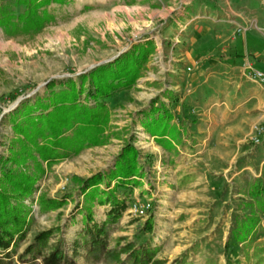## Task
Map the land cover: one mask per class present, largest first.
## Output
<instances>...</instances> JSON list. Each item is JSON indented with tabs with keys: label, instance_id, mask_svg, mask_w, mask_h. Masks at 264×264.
Segmentation results:
<instances>
[{
	"label": "rangeland",
	"instance_id": "obj_1",
	"mask_svg": "<svg viewBox=\"0 0 264 264\" xmlns=\"http://www.w3.org/2000/svg\"><path fill=\"white\" fill-rule=\"evenodd\" d=\"M92 1L93 4L79 10L75 9L74 1L63 5L52 3L47 8L56 15V21L33 35L7 36L0 30V156L9 155L8 149L15 137L7 116L11 111H5L19 98H45L50 92L46 85L52 79L85 73L87 69L113 61L134 44L154 42L142 76L131 88L125 89L128 91L124 96L108 103L111 121L105 132L106 142L85 148L53 165L37 183L32 199L27 201L33 200L34 209L29 234L35 238L41 231L56 228L50 243L64 239L66 250L72 254L73 242L81 231L77 206L84 201L74 177L109 171L122 148L133 143L140 153L143 172L142 177H137L140 184L118 190L129 202L123 216L132 223V228L124 229V234L113 235L115 228L110 227L111 247L120 237L125 238L121 245L129 241L141 244L151 238L152 245L160 246L156 258L163 264H264L259 262L264 258V211L258 202L261 197L252 195L256 185L264 186V142L254 145L251 140L254 125L259 122L251 128L241 125L234 135L228 133L226 145L214 148L212 161L200 164V152L193 147L195 134L191 132V125L199 117L198 110L186 106L182 95L177 94L172 103L161 99L167 97L165 93L171 91L173 83L169 79L173 68L166 65V56L171 50H177L179 44L186 43L183 34L192 23L189 20L193 15L200 14V0ZM201 1L218 20L216 30L206 43L213 53L228 54V49L245 39L246 48L253 51V56L264 57V0ZM7 3L19 13L21 5H16L15 0ZM186 11L191 14L185 18ZM239 27L246 28L249 34L239 32ZM188 50L200 52V47L191 43ZM187 72H191L190 68ZM166 84L168 89L163 88ZM179 90L186 92L188 88L182 85ZM151 97L150 109L162 100L163 107L173 115L170 121L175 131L173 147L154 140L145 128L144 122L150 117L139 114L148 113V109L136 111ZM176 156H190V160L184 159L181 165H175L172 161ZM173 168L197 175L200 170L207 171L205 184H209L210 190L201 196L204 205L200 206V195L186 204L182 192L167 190L170 187L167 176ZM42 195L68 196L67 203L41 212L38 199ZM94 208L97 212L104 209L98 204ZM253 214L259 216L255 234L245 242L236 241L233 230ZM149 217L154 219V230L143 236L140 229ZM154 235L161 239V244L154 242ZM83 258L84 262L77 259L79 264H85L84 255ZM37 263L43 264L42 259L38 258Z\"/></svg>",
	"mask_w": 264,
	"mask_h": 264
},
{
	"label": "trees",
	"instance_id": "obj_2",
	"mask_svg": "<svg viewBox=\"0 0 264 264\" xmlns=\"http://www.w3.org/2000/svg\"><path fill=\"white\" fill-rule=\"evenodd\" d=\"M15 3L24 5V11L16 13L10 4L0 2V27L7 36L40 32L56 21V15L47 7L52 3L64 4L66 0H15ZM153 49L152 40L134 44L113 61L88 72L52 79L46 85L50 91L47 97L26 98L7 115L15 137L9 155L0 156V264H38V258L43 264H79L76 258L80 250H84L85 264H163L156 258L160 246L152 245L151 238L141 244L129 241L121 245L125 238L120 237L114 247L110 246V227L121 220L129 207L118 190L138 187L137 177L143 174L140 153L133 143L122 148L109 171L74 177L84 201L77 206L83 227L80 237L73 242L72 254L66 250L64 239L50 243L56 228L39 232L22 253H17L30 230L34 209L33 200L27 201L32 199L37 183L53 165L106 142L105 132L111 121L108 100L137 82ZM230 56L242 55L230 52ZM57 85L60 89H55ZM150 112L151 118L144 123L151 135L175 132L170 126L173 115L169 109L152 107ZM252 195L261 197L258 202L264 211V186L256 185ZM67 197L42 195L38 199L41 212L64 206ZM96 204L109 206L102 222L95 219ZM245 219L233 230V238L238 242L247 241L257 230L258 215ZM153 230L154 219L149 217L140 234L150 235ZM259 262H264V258Z\"/></svg>",
	"mask_w": 264,
	"mask_h": 264
},
{
	"label": "crops",
	"instance_id": "obj_3",
	"mask_svg": "<svg viewBox=\"0 0 264 264\" xmlns=\"http://www.w3.org/2000/svg\"><path fill=\"white\" fill-rule=\"evenodd\" d=\"M7 1L0 0L2 3H7ZM71 1H74L75 9L78 10L93 4L92 0H66L64 4ZM56 4L63 5L60 3ZM203 5L204 3L200 0V14L193 15L189 20L192 23L188 24L186 28L185 32L187 34H183L186 43L179 44L177 50H171L172 52L166 56L168 59L165 62L166 65L173 68V73L169 75V79L173 83H171L169 88L171 91L165 93L167 97L165 96L161 99L172 103L177 94L182 95V99L188 104L186 106H191L198 110L199 117L196 123L191 125V132L195 134L193 136V147H196L200 152V164L202 162L209 164L212 161L211 154L214 152V148L226 145L228 133L234 135L237 130L242 128L241 125H247L251 128L255 122L264 121V86L251 79L247 74L249 65L264 69V57L257 58L253 56V51L251 49L248 51L246 48L245 39L243 43L236 44L233 49H228V54L213 53L211 51L212 47L206 45V43L208 42L207 39H210L214 30H216L218 20L212 10H209L207 5ZM24 9L25 7L21 5L19 13L23 12ZM186 14H191V12L186 11L184 14L185 18L188 16ZM0 30L4 33L1 27ZM247 34H249L248 31H246L245 35L247 36ZM199 37L200 43L197 44ZM191 43L199 46L200 52L189 51L188 46ZM262 48L264 49V47ZM230 52H236L242 56L241 58H232ZM188 68H190L191 72H187ZM182 85H186L188 88L186 92L179 90ZM163 88L168 89L167 84ZM127 91L123 90L116 93L114 97L108 100V103H114L120 96H124ZM152 99L153 97L149 98L136 109V111L148 109V113L143 112L139 116L148 115L151 118L150 103ZM161 101L154 103V108L161 107L160 110H163L165 107H163ZM148 106L149 108H147ZM152 137L156 141H163L167 146L173 147L171 143L175 138L173 132H167L163 136L155 135ZM161 148L163 147L161 146ZM184 159L190 160V156H176L172 163L174 164L175 162V165H181ZM205 172L207 171L200 170V174L197 175L189 171L178 172L176 168H173L167 176V183L168 185L170 184L167 190H172V192L179 190L182 192V195L185 196L186 204L193 202L195 199L192 198L200 195V206L204 205L201 201V196H204L205 192L210 190L209 184H205L207 180V173ZM237 194L238 196H243L242 193ZM103 207V212H97V209L94 208L97 222H102L106 219V212L109 206ZM80 216L82 218L81 214ZM124 218L123 216L118 223L111 226V228H115L113 235L124 234V229L132 228V223ZM79 224L81 230L83 227L82 221H78V226ZM29 233L26 239L19 244L17 248L18 254L22 253L27 245L33 241L34 236ZM154 242L162 243L161 239L155 235ZM83 255L84 253L81 251L77 258L79 262L80 258L84 262Z\"/></svg>",
	"mask_w": 264,
	"mask_h": 264
},
{
	"label": "built area",
	"instance_id": "obj_4",
	"mask_svg": "<svg viewBox=\"0 0 264 264\" xmlns=\"http://www.w3.org/2000/svg\"><path fill=\"white\" fill-rule=\"evenodd\" d=\"M238 31L239 32L246 31V28L239 27ZM247 74L251 79L258 82L260 85L264 86V69H258L249 65ZM251 140L254 145H258L264 142V121L254 125L253 135L251 137ZM133 206L137 207V203H134Z\"/></svg>",
	"mask_w": 264,
	"mask_h": 264
},
{
	"label": "water",
	"instance_id": "obj_5",
	"mask_svg": "<svg viewBox=\"0 0 264 264\" xmlns=\"http://www.w3.org/2000/svg\"><path fill=\"white\" fill-rule=\"evenodd\" d=\"M117 56H118V55H117ZM117 56H115L114 58H116ZM114 58H113V59H114ZM94 67H95V65L92 66L91 69L94 68ZM89 70H90V69H87L85 72H87V71H89ZM82 73H83V72H82ZM79 74H81V73H79ZM23 99H24V98H19V99L13 104V105L10 106V108H9L7 111H5V113H6V112H10V111H12L13 109H15V108L20 104V102H21ZM5 113H4V114H5Z\"/></svg>",
	"mask_w": 264,
	"mask_h": 264
}]
</instances>
